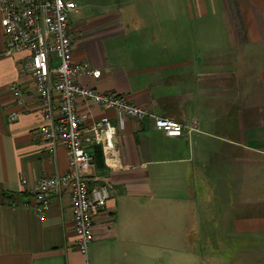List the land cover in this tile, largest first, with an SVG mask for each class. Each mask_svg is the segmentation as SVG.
Returning a JSON list of instances; mask_svg holds the SVG:
<instances>
[{
	"label": "crops",
	"instance_id": "obj_1",
	"mask_svg": "<svg viewBox=\"0 0 264 264\" xmlns=\"http://www.w3.org/2000/svg\"><path fill=\"white\" fill-rule=\"evenodd\" d=\"M67 1L78 6L69 24L74 61L102 72L78 83L195 131L171 137L150 119H128L113 169L90 147L88 184L106 182L110 199L82 255L68 195L41 217L32 206L30 187L69 172V152L48 151L34 81L19 70L26 54L4 55L0 22V264H155L156 218L187 226L193 206L199 236L238 238L235 264H264V0ZM16 82L22 107L9 91ZM78 108L84 128L104 116L118 124L112 110L83 99ZM14 112L21 116L10 122Z\"/></svg>",
	"mask_w": 264,
	"mask_h": 264
},
{
	"label": "built area",
	"instance_id": "obj_2",
	"mask_svg": "<svg viewBox=\"0 0 264 264\" xmlns=\"http://www.w3.org/2000/svg\"><path fill=\"white\" fill-rule=\"evenodd\" d=\"M77 12V4L67 0H0V22L6 41L4 55L26 54L19 70L34 81L44 120L39 133L52 154L58 144L69 152V172L42 178L30 187L34 199L32 206L41 217L50 209L54 198L68 195L77 249L88 256L94 242L95 217L110 199V187L106 182L92 187L88 184V173L94 165L90 147H101L106 165L113 169L119 153L116 137L119 131L125 130L128 119H150L155 130L171 137L189 136L195 128L159 117L114 94L80 85V76L100 79L102 72L74 61L69 24L71 16ZM9 91L13 101L19 107L24 106L26 100L21 84L14 83ZM82 99L114 111L118 124L114 125L104 116L84 128L87 115L78 108V101ZM20 116L21 112H14L8 119L15 122ZM22 184L26 187L27 181L23 180Z\"/></svg>",
	"mask_w": 264,
	"mask_h": 264
},
{
	"label": "rangeland",
	"instance_id": "obj_3",
	"mask_svg": "<svg viewBox=\"0 0 264 264\" xmlns=\"http://www.w3.org/2000/svg\"><path fill=\"white\" fill-rule=\"evenodd\" d=\"M184 216L182 214V217ZM187 219L189 225L186 226L184 221L175 220L172 215L164 219L156 218L155 264H211L212 259L217 260L215 255L221 257L220 264H235L242 258V254L239 253L242 249L240 239L199 236L197 227L200 223L196 206L191 208ZM182 226H186L187 230L182 232ZM180 231L187 236L185 240L179 236ZM168 242H171L174 248L163 254L160 250L163 245H168Z\"/></svg>",
	"mask_w": 264,
	"mask_h": 264
}]
</instances>
